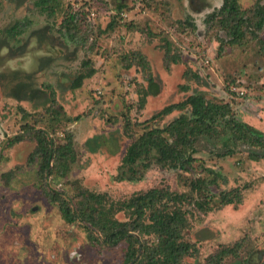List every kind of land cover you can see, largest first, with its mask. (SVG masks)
<instances>
[{
  "label": "rangeland",
  "instance_id": "374dc122",
  "mask_svg": "<svg viewBox=\"0 0 264 264\" xmlns=\"http://www.w3.org/2000/svg\"><path fill=\"white\" fill-rule=\"evenodd\" d=\"M238 2L248 12L264 5ZM220 4L0 0V264H124V241L108 246L87 223L66 221L47 194L61 195L75 213L84 198H94L112 221L126 223L134 218L130 200L151 189L185 196L179 208L160 202L153 210L183 215V241L191 246L184 264H205L235 245L221 264H264V158L250 157L259 149L239 146L218 158L225 137L198 139L185 149L195 159L187 172L153 150L134 165L136 179L121 176L129 145L180 113L151 117L189 95L229 105L247 129L264 134L260 44H227L218 55L216 38L228 37L205 21ZM250 31L264 41V28ZM92 69L74 89L77 76ZM149 77L159 93L142 104ZM38 138L53 149L70 140L65 173L50 161L49 174H39Z\"/></svg>",
  "mask_w": 264,
  "mask_h": 264
},
{
  "label": "trees",
  "instance_id": "16d2710c",
  "mask_svg": "<svg viewBox=\"0 0 264 264\" xmlns=\"http://www.w3.org/2000/svg\"><path fill=\"white\" fill-rule=\"evenodd\" d=\"M73 22L74 17L70 15L64 26L70 30ZM205 22L228 37V39L220 36L216 38L218 55L223 53L227 44L241 45L257 40L260 44L258 52L264 58V41L250 31L252 26L256 31L264 28V5L256 6L253 11L248 12L241 9L238 0H222L221 5L207 15ZM194 28L192 26L193 30ZM94 73L92 69L87 73L79 74L73 83V88H79L81 82L92 77ZM147 81V88L144 89L141 98L142 104L145 97L156 96L159 93L158 84L151 77ZM175 112L180 113V116L166 127L149 129L129 145L122 160V165L127 167L121 174L124 179H136V174L140 173L135 171L134 165L139 160H145L153 150L156 151L158 160L169 162L173 169L180 168L187 172L195 159L190 154L186 155L185 149L191 148L198 139L210 142L225 137L224 148L218 153V158L231 156L239 146H249L263 152L250 153V157L254 160L264 158V134L247 129L236 119L229 105L212 104L204 95L196 93L178 103L166 105L154 114L151 120L167 117ZM191 123L194 126L192 128L189 127ZM168 137L173 141L170 142ZM70 145L71 142L68 140L64 146L53 149L44 138H38L36 154L40 156L42 162L39 174L41 176L45 172L49 174L50 161L56 163V168L65 173L68 168L67 160L71 157ZM145 164L144 167L149 166ZM199 185L204 186L205 183L200 182ZM47 197L58 206L66 221L75 222L80 219L98 230L103 235L104 244L115 246L124 241L126 243L124 264H184L183 259L189 255L191 246L183 241L185 228L183 215L178 211L170 214L153 211L160 202L170 205L177 203L176 208H179L184 195H173L163 189H151L142 193L130 200L128 208L131 209L134 218L126 223L112 221L97 205L98 202L96 203L94 198H84L78 205V213H75L61 195L48 193ZM220 198L224 204L230 202L226 193H220ZM150 236L156 241L146 239ZM235 247L237 245L220 249L208 257L205 264H221L224 258L235 253Z\"/></svg>",
  "mask_w": 264,
  "mask_h": 264
},
{
  "label": "crops",
  "instance_id": "0c3cea01",
  "mask_svg": "<svg viewBox=\"0 0 264 264\" xmlns=\"http://www.w3.org/2000/svg\"><path fill=\"white\" fill-rule=\"evenodd\" d=\"M221 3H222V0H221ZM221 5V4H220Z\"/></svg>",
  "mask_w": 264,
  "mask_h": 264
},
{
  "label": "built area",
  "instance_id": "2783aa9c",
  "mask_svg": "<svg viewBox=\"0 0 264 264\" xmlns=\"http://www.w3.org/2000/svg\"><path fill=\"white\" fill-rule=\"evenodd\" d=\"M242 94V93H241Z\"/></svg>",
  "mask_w": 264,
  "mask_h": 264
}]
</instances>
